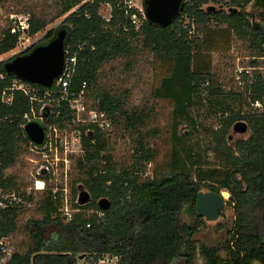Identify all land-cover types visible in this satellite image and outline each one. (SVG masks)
<instances>
[{
	"label": "trees",
	"instance_id": "obj_1",
	"mask_svg": "<svg viewBox=\"0 0 264 264\" xmlns=\"http://www.w3.org/2000/svg\"><path fill=\"white\" fill-rule=\"evenodd\" d=\"M82 1L53 0L56 11L50 19L43 15L47 14L45 9L39 11V16L37 12H27L29 28L25 36L36 39L49 29L51 20ZM107 1L112 9L110 19L105 21L99 8ZM251 1L183 0L180 12L168 25L159 26L145 20L135 29L114 2L94 0L60 22L61 28L67 30L65 49L76 55L69 98L77 97L81 91L90 92L93 104L89 109L105 113L110 126L119 124L137 133L152 115L148 109L128 110L126 96L98 88L102 65L133 55L138 42L166 64V73L153 89L152 96L172 103L174 141L163 173L152 178L140 177L141 169L140 172L117 170L110 165V157L103 154L107 143L104 130L107 129L90 122L78 126L83 151L78 160L83 174L79 181L87 188L91 201L79 205L72 186L75 211L68 217L61 210V193L45 190L38 220L43 239L37 247L14 251L6 264H76L82 254L94 264L105 256L115 257L114 264H197L194 236L202 217L195 210V201L201 192L200 182L208 181L209 191L218 193L219 189H224L229 193L233 220L225 226L221 237L211 243H200L198 251L202 264H264V80L257 71H251L249 76L244 70L241 72L244 90L224 92L213 82L210 62L199 58L206 41H213L209 39L207 23L210 20L225 23L248 42L255 56L264 55V13H259V21L252 20V13L246 10ZM256 2L264 8L261 0ZM209 3H219L226 9L213 11ZM79 18L88 28L85 24L81 30L78 28ZM185 19L187 23L183 25ZM55 31L50 29L40 39L48 41ZM18 42L19 35L11 34L9 25L0 28V60L16 51ZM33 46L23 52L30 51ZM3 62L0 61V96L14 79H18L4 71ZM252 63L251 60L250 65ZM205 82L208 86L204 100L208 109L222 115L218 129L211 134L218 169H203L201 156L187 147L186 140L192 135L190 130L182 135L176 131L181 125L195 129L192 109L202 103L200 85ZM35 89L38 99L43 101L31 102L28 96L15 91L11 104L0 102V115L9 117L0 125V188L4 191L12 182L5 176V169L13 164L20 142H30L23 130V114L31 108L37 112L45 102L47 105L42 110L45 134L49 125L62 127L65 122L72 123L74 118L67 101L60 99L56 86ZM44 91L50 94L45 95ZM255 102L262 105L261 111L250 107L246 111L243 109L244 105L254 106ZM238 121L249 125L251 135L229 146L226 135ZM135 152V164L152 160V151L142 143ZM100 198L108 199L107 209L98 207ZM14 206L0 210L1 234L9 232L10 215L17 205ZM184 206L193 219L192 225L180 221Z\"/></svg>",
	"mask_w": 264,
	"mask_h": 264
},
{
	"label": "rangeland",
	"instance_id": "obj_2",
	"mask_svg": "<svg viewBox=\"0 0 264 264\" xmlns=\"http://www.w3.org/2000/svg\"><path fill=\"white\" fill-rule=\"evenodd\" d=\"M135 3L143 7V0H135ZM208 5L213 6V11L226 9L225 6L219 3H209ZM44 9L47 14L43 15H47V19H50L56 11L53 0H2L0 2V28L9 25L8 15L11 12H37V16H39L41 15L39 11ZM76 9L75 6L62 16L51 20L47 31L52 28H61L60 22L62 19ZM246 10L252 13V20L255 21H259V13H264V8L256 0H252ZM99 13L108 15V7L101 3ZM77 23L78 28H82L81 26L84 25L81 18L78 19ZM186 23L187 20L185 19L183 25H186ZM207 25L210 31L209 39H213V41L210 43L206 41V46L203 45V51L199 58L210 62V75H212L213 82L219 85L224 92L243 91L244 88L236 83L235 76L244 67L248 69L249 74L253 71L247 68V65H250L251 57L255 56V54L248 46V42L239 38L225 23L210 20ZM47 31L36 39L30 40L29 43H26V46L22 44L20 49L15 53L8 55L2 60H7L23 52V50L31 45L35 46V44L46 43V39L40 38ZM25 38L23 37L20 42H23ZM134 50L133 55L129 57L119 58L102 65L98 88L110 89L126 96L125 107L128 110L132 108L148 109L151 111L152 116L146 126L141 128L137 133H133L132 130L126 129L122 125L111 124L107 130H104L107 143L103 154L110 157V165L117 170L136 169L140 172L141 169L143 172H140V177L152 178L159 176L167 167L174 141L172 138L173 125L171 120L173 106L167 99H158L152 96L153 89L159 84L160 78L166 73V64L153 53L143 49L140 42L135 45ZM200 86L203 91L201 95L202 103L197 108L192 109L196 121L195 129H188L185 125H181L177 127L176 131L178 135H182L190 130L192 135L186 140L187 147H192V150L201 156L200 164L203 169H218L219 161L214 156L216 153L212 150L213 138L211 134L218 129L220 125L219 120L222 118V115H220V112L214 113L212 109L209 110L207 102L204 100L206 99L208 83H202ZM25 87L37 95L38 90L35 89L37 86L27 83ZM48 93L44 91V94L48 95ZM82 102L85 107H91L93 99L90 96V92H84ZM39 105L40 103H37V106ZM42 105L47 104L43 102ZM249 107L252 109L256 108L258 111L263 109L261 104L258 106L244 105L243 109L246 111ZM83 123L85 122L75 120L72 123L65 122L62 127H58L57 124L53 125L54 130L49 131L47 139L49 142L48 148L50 149L48 156L50 163H53V159H57H55L56 164L52 168H49V173L48 170L41 169L42 154L34 147L33 143L28 141L20 142V150L13 164L5 169V176L12 180L7 190L5 189V192L13 194L16 197L11 205H17V211L13 219L10 217L11 226L13 227L11 233L12 243L15 251H24L37 247L40 240L43 239V231L39 227L38 220L41 218L39 205L45 190L51 189L52 193H61V197L63 198L61 210L68 217L75 211L72 208V186L76 190V199L80 191L84 190L88 192L87 188L79 181L83 177V174L79 169L78 160L83 156V151L79 140L80 131L77 127ZM232 126L225 139L229 146H232L237 139H247L251 135V129L248 124L247 130L244 133L233 131ZM141 143L152 151V160L150 162L144 161L140 164H135V151ZM100 162L101 165L105 163L101 160ZM36 180L44 181V187L36 188ZM209 183V181L200 182L201 191H209ZM224 191V189H219L218 191L225 200L224 208L221 210L218 218L213 221L202 218L195 232L197 264L203 263V259L198 251L200 243H211L212 240L221 237L225 226L229 225L233 220L229 193L225 191L227 192V196L225 197L223 195ZM86 212L88 213L89 211ZM179 217L182 223L193 224V219L190 217L186 206L181 210ZM76 264L94 263L89 258H78ZM96 264L99 263L97 262Z\"/></svg>",
	"mask_w": 264,
	"mask_h": 264
},
{
	"label": "built area",
	"instance_id": "obj_3",
	"mask_svg": "<svg viewBox=\"0 0 264 264\" xmlns=\"http://www.w3.org/2000/svg\"><path fill=\"white\" fill-rule=\"evenodd\" d=\"M94 0H83L81 3L76 5V8H80L82 5L88 3V2H93ZM114 2V5L116 8H120L124 11V14L129 18V21L131 24L134 26L135 29H138L142 23L146 20L145 14H144V7L138 6L135 3V0H111ZM108 7V15H102V18L105 21H108L111 17V3L110 2H105L103 3ZM76 9V10H77ZM75 10V11H76ZM74 11V12H75ZM73 13V12H72ZM8 21H9V32L11 34H18L19 35V41L23 38L26 37V31L29 28V14L24 13V12H11L8 15ZM83 20V19H82ZM84 23V20H83ZM85 24V23H84ZM86 25V24H85ZM86 28L87 25H86ZM80 30L82 28H79ZM252 63L250 66L247 68H250L251 70L257 71L263 78L264 80V55L261 56H253L251 57ZM261 60V61H260ZM75 66H76V55L75 53L69 54L68 50H65V61H64V68L61 73V75L58 77L57 80L54 82V86L57 87V92L60 94V99L67 101L69 109L71 110L74 118L73 121L75 120H81L83 122H90L95 124L97 127L101 129H107L110 127L109 120L107 119L105 113L99 112L97 110L89 109L88 107H85L84 103L82 102V97L84 95V91H81L77 97L74 98H69V83L70 80L75 72ZM243 68V67H241ZM249 74L244 67L243 69L239 70V73L236 74V83L239 86H243V81H242V75L241 72L244 71ZM251 73L249 74V76ZM24 81L20 79H14L11 83V86L8 87L6 90L2 91V94L0 96V102L6 105H9L12 103L13 100V94L15 91L22 92L26 96L29 97L30 101H43L42 99H38V95H36L34 92L30 91L25 87ZM85 87V82L82 84V88ZM34 88V87H33ZM50 92L48 93V95ZM46 95V94H45ZM43 103V102H42ZM40 105L38 108V111L36 112L34 108H31L29 112H25L23 114V120L24 122L28 121H38L41 125L44 123V115L42 113L43 107L45 105ZM260 103L255 102L253 105L258 106ZM39 112V114H38ZM37 115H36V114ZM9 117L7 116H1L0 115V125L4 123L6 120H8ZM11 122V120H10ZM24 123V124H25ZM24 124L22 126H24ZM50 130H54L53 125L48 126V131L45 134L44 141L40 145H34L35 148L39 150V152L42 154L43 158L41 159V169L48 170L49 173V168L53 167L55 163V159H53V163H50V159L48 156V151L50 150L48 148L49 142L47 141L48 139V133ZM58 162V161H57ZM47 163V164H46ZM0 168H1V161H0ZM35 186L36 188H43L44 187V181L41 180H36L35 181ZM16 197H14L13 194L5 192L3 189L0 188V210L6 209L9 207L11 204H13L14 200ZM16 208L12 211L10 217H14L16 213ZM12 231L13 227L11 226L9 229V232L6 234H1L0 233V264H6L12 253L15 251L14 246L12 243ZM116 258L115 257H110V256H105L104 258L100 259L98 261L99 264L101 263H115Z\"/></svg>",
	"mask_w": 264,
	"mask_h": 264
},
{
	"label": "water",
	"instance_id": "obj_4",
	"mask_svg": "<svg viewBox=\"0 0 264 264\" xmlns=\"http://www.w3.org/2000/svg\"><path fill=\"white\" fill-rule=\"evenodd\" d=\"M261 1L264 3V0ZM182 3L183 0H143L146 20L159 26H166L178 15ZM210 7L212 8V6ZM66 36L65 28L58 29L46 43L35 45L24 54H16L4 60V71L30 85L52 89L55 80L58 79L64 68ZM232 128L235 132L244 133L247 130V124L238 121ZM23 130L31 143L35 145L43 143L45 131L38 121L26 122ZM89 201L90 195L87 191L82 190L78 193L77 203L79 205ZM224 204L225 200L219 193L201 191L195 201V210L202 218L213 221L218 218ZM97 205L101 209H107L109 201L107 198H100ZM84 256V254L80 255L79 259Z\"/></svg>",
	"mask_w": 264,
	"mask_h": 264
},
{
	"label": "bare ground",
	"instance_id": "obj_5",
	"mask_svg": "<svg viewBox=\"0 0 264 264\" xmlns=\"http://www.w3.org/2000/svg\"><path fill=\"white\" fill-rule=\"evenodd\" d=\"M29 42H30V38H29V36H27V37L24 39L23 42H20V41H19V42L17 43L18 49H20V47L22 46V44H24V45L26 46V43H29ZM18 49H17V50H18ZM17 50H16V51H17ZM16 51H14L13 53H15ZM13 53H12V54H13ZM220 194H221V193H220ZM223 195L226 197V196H227V192L224 191V192H223ZM221 196H222V195H221Z\"/></svg>",
	"mask_w": 264,
	"mask_h": 264
},
{
	"label": "flooded vegetation",
	"instance_id": "obj_6",
	"mask_svg": "<svg viewBox=\"0 0 264 264\" xmlns=\"http://www.w3.org/2000/svg\"><path fill=\"white\" fill-rule=\"evenodd\" d=\"M263 6V5H262ZM60 29V28H59ZM58 30V28L56 29V31ZM56 31H55V33H56ZM50 40V39H49ZM18 54H24V52H21V53H18Z\"/></svg>",
	"mask_w": 264,
	"mask_h": 264
}]
</instances>
